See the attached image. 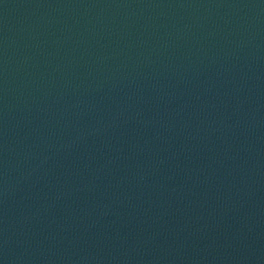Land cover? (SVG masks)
Wrapping results in <instances>:
<instances>
[{
  "label": "water",
  "instance_id": "1",
  "mask_svg": "<svg viewBox=\"0 0 264 264\" xmlns=\"http://www.w3.org/2000/svg\"><path fill=\"white\" fill-rule=\"evenodd\" d=\"M0 264H264V0H0Z\"/></svg>",
  "mask_w": 264,
  "mask_h": 264
}]
</instances>
